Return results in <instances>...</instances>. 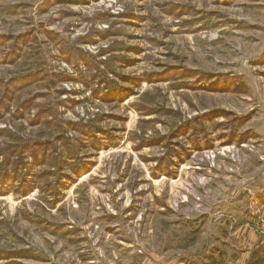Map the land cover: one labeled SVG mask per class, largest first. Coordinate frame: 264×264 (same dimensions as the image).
Wrapping results in <instances>:
<instances>
[{
    "label": "rangeland",
    "instance_id": "1",
    "mask_svg": "<svg viewBox=\"0 0 264 264\" xmlns=\"http://www.w3.org/2000/svg\"><path fill=\"white\" fill-rule=\"evenodd\" d=\"M63 1L0 0V264H264V0Z\"/></svg>",
    "mask_w": 264,
    "mask_h": 264
},
{
    "label": "crops",
    "instance_id": "2",
    "mask_svg": "<svg viewBox=\"0 0 264 264\" xmlns=\"http://www.w3.org/2000/svg\"><path fill=\"white\" fill-rule=\"evenodd\" d=\"M212 208L213 210H215L217 212V210L220 212H222V215L223 217L225 218L226 217V199H223V200H219V199H215L213 204H212ZM216 221H219V220H215L214 222V227L216 226ZM220 225V223H219ZM221 225H226V218L223 219Z\"/></svg>",
    "mask_w": 264,
    "mask_h": 264
},
{
    "label": "trees",
    "instance_id": "3",
    "mask_svg": "<svg viewBox=\"0 0 264 264\" xmlns=\"http://www.w3.org/2000/svg\"><path fill=\"white\" fill-rule=\"evenodd\" d=\"M64 3H69V4H77V3H81L82 0H64ZM88 129H91L90 126H85L83 128V126H81V130H84L83 132H86Z\"/></svg>",
    "mask_w": 264,
    "mask_h": 264
}]
</instances>
